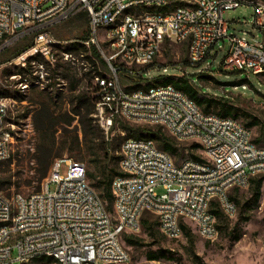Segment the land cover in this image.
<instances>
[{
    "label": "built area",
    "instance_id": "built-area-1",
    "mask_svg": "<svg viewBox=\"0 0 264 264\" xmlns=\"http://www.w3.org/2000/svg\"><path fill=\"white\" fill-rule=\"evenodd\" d=\"M244 3L254 7L253 26L261 42L238 37L224 17ZM83 11L92 33L84 44L96 45L105 62L89 91L93 117L107 139L122 120L145 122L196 141L203 156L175 163L152 140L126 139L120 148L122 174L112 182L114 219L89 184L85 165L56 159L41 190L11 197L0 193V264H30L41 257L56 264H126L130 255L122 235L138 231L145 212L157 216L169 238H179L182 224L191 221L201 237L213 240L218 234L213 202L232 216L236 204L230 191L247 187L253 176L264 177V146L254 142L250 128L233 117L205 113L172 84L142 80L167 42H187L189 62L197 66L214 60L216 45L228 40L222 71L264 74V0H0V51L39 33L45 42L30 52L54 63L56 41L49 28ZM101 32L108 53L98 43ZM138 84L143 85L135 88ZM12 102L0 97V161L12 153ZM50 184L56 186L53 191ZM158 186L166 192L158 194Z\"/></svg>",
    "mask_w": 264,
    "mask_h": 264
},
{
    "label": "rangeland",
    "instance_id": "rangeland-1",
    "mask_svg": "<svg viewBox=\"0 0 264 264\" xmlns=\"http://www.w3.org/2000/svg\"><path fill=\"white\" fill-rule=\"evenodd\" d=\"M85 14L86 11H83L78 16L49 28V35L56 41L51 45L56 56L54 63L48 62L40 52H30L32 47L18 57H13L18 50L31 42L33 46H42L45 37L40 39L39 33L28 34L0 51V92L6 90L8 95L3 97L13 100L9 120L13 125L9 127L13 135L12 153L10 159L0 161V193L7 197L16 193L28 195L41 190L54 161L59 158H72L83 163L86 171L94 176H88L89 184L101 197L99 181L110 169L121 170L120 161L116 157L120 156L122 143L128 138H134L124 125L132 129L159 128L158 125L145 122L122 120L107 139L96 121L92 120L89 127L93 143L86 140L87 128L83 120L88 109L93 108L91 101L86 100L85 96H91L89 88L94 76L100 69L105 68V62L101 55H92L89 51L91 45H86V49H71L75 44L80 45L85 37H92ZM224 17L231 21L230 30L238 37H245L250 42L262 41L261 32L253 26L254 7L251 4L244 3L236 9L228 10ZM98 43L107 53L110 52L102 32ZM229 46L228 40L220 41L216 45L218 53L214 60L208 58L194 66L189 64L187 42H167L155 60L145 67L148 73L143 75L142 80L149 84L160 83L167 76L196 77L212 63L211 69L202 73L207 77H201L196 83L206 88L204 95L225 99L237 108V119L241 123L246 125L247 122H254L250 129L255 139L264 132V74L222 71L221 63ZM35 55H39V60L28 63L29 58ZM24 66L28 70L19 73ZM149 77L153 80H148ZM245 79L248 81L237 86L222 83ZM122 83L128 84V80L122 79ZM82 96L84 98L80 99ZM46 111L49 119H45ZM213 112L217 110L214 109ZM92 116L89 114L87 118ZM162 132L174 140L179 148L178 154L171 155L175 163L191 157V154L203 156L200 148H191L196 141L180 140L164 128ZM153 142L162 149L159 142ZM261 146H264V139ZM48 160H51L49 172L39 182L38 170ZM62 172H67L64 160ZM260 177L256 176L257 179ZM55 187V184H50L49 190L53 191ZM156 192L163 194L166 189L158 186ZM230 195L236 198V213L232 216L226 215L221 220L216 219L218 234L213 240L201 237L191 221L185 223L190 229V236L182 234L179 238H169L156 225L157 216L145 212L140 220V229L127 233L144 245L129 246L121 239L130 255L126 264H264V182L258 205L253 203L250 184L232 189ZM101 199L103 200L102 197ZM103 203L107 205L104 200ZM108 211L114 219V206ZM143 219L151 225L150 229L143 227ZM158 249L168 250L172 259L148 260L147 252ZM47 264L56 263L53 261Z\"/></svg>",
    "mask_w": 264,
    "mask_h": 264
},
{
    "label": "trees",
    "instance_id": "trees-1",
    "mask_svg": "<svg viewBox=\"0 0 264 264\" xmlns=\"http://www.w3.org/2000/svg\"><path fill=\"white\" fill-rule=\"evenodd\" d=\"M76 16H78V15H76ZM84 17H88L87 12H86ZM88 21H89V17H88ZM89 39H90V37H85L83 39V42L80 45L75 44L71 47V49L72 48L73 49H76V48L79 49L80 47H83L84 49H86V45L84 44V42L88 41ZM31 47H33V42H31L30 44H28V45L24 46L23 48H21L20 50H18L13 57H18L22 53L29 50ZM89 51L92 52V55L100 57V53L98 52V49L94 44H91V46L89 47ZM33 60H39V55H35V56H32L31 58H29L28 63H30ZM91 61L93 62V59ZM189 64H190V62H189ZM27 70H28V67H26V66L21 67L19 73H24ZM201 77H207V76H204L202 73H199L196 77L192 76L191 78H188L185 76H175V77L174 76H167L160 83L172 84L177 89L183 91L189 98H191L193 101H195V103L205 113H214V114H217V115L222 116V117H233V118L237 119V117H238L237 108H235L227 100L217 99V98H214L211 96L204 95L206 93V88L201 87L199 84L196 83V81H198ZM247 81H248V79H245L244 81L242 80V81L232 82V83H228V82H222V83L224 85L237 86V85H242L243 83H245ZM140 86L141 85L138 84L135 86V88H138ZM0 93H1L0 95H2L0 97L8 95V92L6 90L2 91ZM82 98H84V96L80 97V99H82ZM85 98H86V100L91 101L92 108H93V109H88V111L85 114L86 118H85V120H83V123L85 124V126L87 128V129H85V137H87L86 140L93 143L89 126L91 125V121L95 120V119L93 116H92V118L89 119V118H87V115H89V114L93 115V113H94V97L91 95L89 97L85 96ZM214 109H216L217 112H213ZM45 119H49V113L47 111L45 112ZM253 125H254V122H247L245 126L250 128ZM124 126H125L126 130H130V132H132L131 137H134L136 139H149L152 141H157L160 143L162 150L169 153L170 155H176L179 152V148L176 145V142L174 140H172L169 136H167L164 132H162L161 126H159V128L156 130H151V129L145 130V129H141V128L132 129L128 125H124ZM88 136H90V138H88ZM263 139H264V132L261 134V136H259L258 138H255L254 142L257 144H261ZM191 148H193V149L200 148V144L194 143V144H192ZM191 157L194 159L201 160V156H198L195 154H191ZM116 160L121 161V156L116 157ZM50 166H51V160H48L45 162L43 168H41V170L40 169L38 170L37 180L39 182H41L47 176L49 169H50ZM121 174H122L121 170L117 171L116 169H110L108 172H106L103 175V177L99 181V187L101 189V197L103 198L104 202H106V204H107L106 208L108 210H111L113 208L114 202H115V195H114L113 188H112V182L116 176H119ZM87 176L94 178V176L91 173H89L88 171H87ZM257 176H260V175H257ZM263 182H264L263 176H261L259 179H257L256 176H253L249 182V184L251 186V191H252L253 203L256 205H258L260 198L262 196ZM230 198L234 202L236 201V198L234 196L230 195ZM211 212L213 213L215 218L218 220H221L224 216H226V214H224V212L220 208V205L217 202H213L212 207H211ZM142 222H143V227L145 229L151 228V225L146 220L143 219ZM156 225L160 229L158 219H157ZM182 229H183V234L185 236H187V237L190 236V229L185 223L182 224ZM122 238L126 242V244L129 246L144 245L141 243V241L139 239L135 238L132 234L124 233L122 235ZM147 259L150 261H156V260H160V259H172V256L169 254L168 250L158 249L156 251H153V250L148 251L147 252ZM53 261H54V259L51 257H41V258L36 260V263L47 264V263H51Z\"/></svg>",
    "mask_w": 264,
    "mask_h": 264
}]
</instances>
